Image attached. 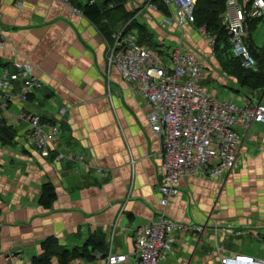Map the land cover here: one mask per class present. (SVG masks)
<instances>
[{"label":"crops","instance_id":"crops-1","mask_svg":"<svg viewBox=\"0 0 264 264\" xmlns=\"http://www.w3.org/2000/svg\"><path fill=\"white\" fill-rule=\"evenodd\" d=\"M87 1L0 0V34L6 42L0 62L28 61L43 83L28 103L15 102L0 112V121L12 134L7 135L9 141L0 140V264H30L49 237L72 250L100 235L107 248L127 254L132 264L135 228L154 220L162 209L161 143L148 122V109L132 83L114 67L107 69L105 54L112 41L105 33L120 20L94 23L74 11ZM123 4L127 11L137 9L134 18L147 28L153 43L197 53L205 64L203 83L218 98L238 104L264 102V88L243 86L222 67L197 26L175 23L172 7L162 4L155 11L146 0ZM263 20L247 21V40L256 48L252 33ZM20 109L59 121L61 148L82 154L87 167L57 161L53 155L42 157L27 123L16 116ZM95 167L104 169L107 177ZM235 167L220 181L195 176L180 180L179 194L164 210L178 222L203 229L185 232L162 264H221L223 254L248 255L264 263V125L252 126ZM44 183H51L56 193L50 207L39 203ZM11 251L16 256L7 259ZM91 253L95 258L87 257L82 264H104V253ZM51 261L55 264L56 257Z\"/></svg>","mask_w":264,"mask_h":264},{"label":"built area","instance_id":"built-area-1","mask_svg":"<svg viewBox=\"0 0 264 264\" xmlns=\"http://www.w3.org/2000/svg\"><path fill=\"white\" fill-rule=\"evenodd\" d=\"M173 8L172 17L179 27L194 24V0H157ZM146 6L158 10L156 0H146ZM76 9L74 8V11ZM264 17V0H226L221 23L231 45V54L241 67L257 71V61L247 40V21ZM134 17L132 18V20ZM123 29L114 34V44L107 56L110 66L132 83L148 109L147 119L161 143V183L158 185V203L162 207L156 218L140 225L133 232L132 264H162L173 244L182 242L184 233L202 231V227L178 222L168 216L165 207L179 194V182L195 176L220 181L235 167L242 141L254 124L264 125V102L252 99L238 104L218 98L204 85V60L195 52L182 50L180 45L166 46L140 42L136 28ZM209 39L213 49L215 37L198 27ZM0 34V49L5 47ZM43 83L28 61H14L0 67V112L9 111L11 104H26L31 95L42 89ZM64 114L60 108L59 116ZM17 118L28 125L29 135L42 157L70 161L78 167H87L84 156L69 148H61L60 122L43 120L26 109H20ZM95 172L106 178L107 172L95 167ZM181 235L176 238L175 234ZM219 252L220 248L217 246ZM16 254L9 252L12 259ZM221 264H264L252 256L221 255ZM127 254L109 247L104 264H129Z\"/></svg>","mask_w":264,"mask_h":264},{"label":"trees","instance_id":"trees-1","mask_svg":"<svg viewBox=\"0 0 264 264\" xmlns=\"http://www.w3.org/2000/svg\"><path fill=\"white\" fill-rule=\"evenodd\" d=\"M69 1L73 2V0ZM108 1L109 0H104L102 4H98L92 0H88L79 8L82 14L90 21L99 23L103 19L104 7L108 5ZM225 1L226 0H197L194 10V25L197 27L203 26L207 32L215 37L213 52L217 55V59L220 61L223 68L228 67L231 74H233L243 86H247L251 89H263L264 52L256 48L251 38H249V44H252V54L257 61V71H252L241 67L239 60L232 56L229 37L221 23L222 15L225 10ZM156 2L158 7L162 6L163 4L157 0ZM125 17H128L129 19V16L125 13L122 20ZM258 20L259 19L254 21V24L250 25L249 27L251 28L252 26H255V23ZM128 21H130L129 28L131 27L137 29L140 42L153 45L155 44V42L153 43L152 35L147 31V28L143 24L136 21L135 18ZM105 35L109 40H114L111 29L106 31ZM253 49L255 52H253ZM3 65L5 64L0 62V67ZM42 119L46 120L43 117ZM1 122L3 123V121ZM0 140L3 142L9 141V138L1 130V127ZM55 199L56 193L54 191L53 185L51 183H44L41 188L39 203L44 207H50ZM41 249L42 253L37 257H33L30 264H53L51 261L53 257H56L57 259L55 264H72V261L74 260L79 258L85 259L87 257L89 258L88 260L92 261L95 256L91 253V251H95L97 249L104 253V255H106L108 251L107 245H105L104 242V238L101 235L89 237L82 245L81 249L74 248L72 250L62 247L58 244L56 239L49 237L42 241Z\"/></svg>","mask_w":264,"mask_h":264},{"label":"rangeland","instance_id":"rangeland-1","mask_svg":"<svg viewBox=\"0 0 264 264\" xmlns=\"http://www.w3.org/2000/svg\"><path fill=\"white\" fill-rule=\"evenodd\" d=\"M124 2H126V0H109L108 1V5H106L104 7V15H103V19H117V21H119L120 23L115 26L114 28H111V31H112V37H114L113 35L114 34H117L119 33L123 27L125 26V22L128 21V20H132L133 17H135L136 15V12H137V9H131L129 11L126 10V6L123 4ZM75 9H77L78 11L81 12L80 9L74 7ZM126 13V15L129 16V19L128 17L124 18L123 20H121L123 18V15ZM126 19V20H125ZM125 20V21H124ZM125 23V24H124ZM131 28V27H130ZM132 29V28H131ZM252 36L253 38L255 39V43H256V46L259 48V49H264V20L256 27V29L253 31L252 33ZM114 41H115V38L114 40L111 42V45L112 46L114 44ZM168 42V40H166V43ZM167 46V44H165ZM109 48H107V51H106V64H107V69L110 70V68H112V66L109 65L108 63V54H109ZM229 60V59H228ZM115 68V66H113ZM116 69V68H115ZM107 70V71H108ZM117 70V69H116ZM118 71V70H117ZM119 72V71H118ZM120 73V72H119ZM121 75V74H120ZM122 77V75H121ZM123 78V77H122ZM124 80H126L125 78H123ZM127 81V80H126ZM129 82V81H128ZM3 113L0 114V117L2 116ZM8 122L11 121V123H13L14 125L16 124V120H11V119H8L7 120ZM236 167H234L235 169ZM109 250V248H108ZM84 259H77V260H74V264H82Z\"/></svg>","mask_w":264,"mask_h":264},{"label":"water","instance_id":"water-1","mask_svg":"<svg viewBox=\"0 0 264 264\" xmlns=\"http://www.w3.org/2000/svg\"><path fill=\"white\" fill-rule=\"evenodd\" d=\"M196 2V0H194ZM249 47L251 48L252 45L249 44ZM0 127H1V130L6 134V135H9L10 137L12 136V134L10 133L11 131L9 130V128L4 125L1 121H0Z\"/></svg>","mask_w":264,"mask_h":264}]
</instances>
